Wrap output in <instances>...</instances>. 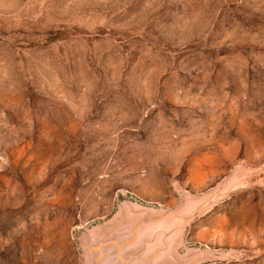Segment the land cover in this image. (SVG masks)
<instances>
[{"label": "rangeland", "instance_id": "1", "mask_svg": "<svg viewBox=\"0 0 264 264\" xmlns=\"http://www.w3.org/2000/svg\"><path fill=\"white\" fill-rule=\"evenodd\" d=\"M0 264H264V0H0Z\"/></svg>", "mask_w": 264, "mask_h": 264}]
</instances>
